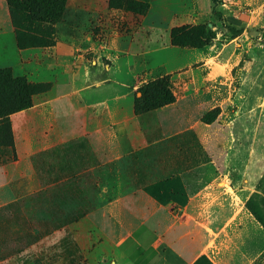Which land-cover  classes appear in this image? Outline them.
Listing matches in <instances>:
<instances>
[{
    "label": "crops",
    "instance_id": "1",
    "mask_svg": "<svg viewBox=\"0 0 264 264\" xmlns=\"http://www.w3.org/2000/svg\"><path fill=\"white\" fill-rule=\"evenodd\" d=\"M104 1L68 7L94 9L95 25L106 29ZM133 1L148 11L130 34L93 37L58 23L54 46L20 50L0 0V69L48 86L8 117L0 209L26 203L29 217L56 219V229L32 230L71 234L86 264H258L264 229L246 208L252 185L225 181L242 160L232 155L245 150L226 144L223 106L244 104L232 86L248 67L235 60L241 39L264 28V2L222 0L217 17L210 0ZM205 23L213 26L205 48L171 45L173 28ZM227 25L242 31L232 35ZM164 77L174 82V103L138 119L137 90ZM214 109L216 120L202 123ZM131 180L145 182L93 207L94 181Z\"/></svg>",
    "mask_w": 264,
    "mask_h": 264
},
{
    "label": "trees",
    "instance_id": "2",
    "mask_svg": "<svg viewBox=\"0 0 264 264\" xmlns=\"http://www.w3.org/2000/svg\"><path fill=\"white\" fill-rule=\"evenodd\" d=\"M210 1L212 14L221 17L217 8L221 6L222 0ZM5 2L14 29L15 41L20 50L54 46V26L58 23L78 27L74 22L81 19L82 16L100 19L99 13H94L92 8L70 10L68 0H5ZM103 3L105 12L109 15L108 19L111 18L110 25L103 29L96 26L94 21V27L86 28V32L93 37L99 35L103 30L105 33L115 31L118 34H130L138 27L140 20L148 11L147 3L133 0H105ZM91 15L93 16L91 17ZM121 15L127 18L120 19ZM212 27L211 23H205L173 28L170 32L171 45L182 49H203L211 42ZM227 28L232 35H238L242 31L241 28L231 25H227ZM47 88L48 86L45 84L29 82L25 76L15 74L10 68L0 69V148L12 149V134L8 117L29 109L33 105V98L44 93ZM171 89L169 77L157 79L141 86L136 92L138 96L134 97L133 103L136 117L141 119V117L153 114L158 109L173 104L175 97ZM219 114V109H214L203 115L201 121L207 125L212 124ZM247 204L248 202L246 206L251 215L264 229V220L255 209L248 207ZM1 212L2 210H0ZM77 219L75 218V221ZM25 231L26 229L20 233L13 232L0 221V262L21 251L11 247L12 237H17L20 242H27L31 234ZM26 246L27 244L22 249H25ZM74 246L76 247V245ZM74 250L78 255L80 254L77 247ZM68 255H73V252L69 251Z\"/></svg>",
    "mask_w": 264,
    "mask_h": 264
},
{
    "label": "rangeland",
    "instance_id": "3",
    "mask_svg": "<svg viewBox=\"0 0 264 264\" xmlns=\"http://www.w3.org/2000/svg\"><path fill=\"white\" fill-rule=\"evenodd\" d=\"M253 7L252 4L245 5L242 12L245 13ZM89 17L82 16L81 19H77L78 28L86 31V28L94 27V20ZM239 44L243 47H239L240 53L235 62L248 67L243 70L247 75L246 77L243 75L240 82L233 84L232 87L241 88L238 96L243 99L244 104H237L234 98L223 106V110L229 118L225 122V127L228 129L226 144L243 148L245 151L240 155H232L236 158V163L238 159L242 160L239 165H236L239 170L236 169L231 179L229 177V180L225 181H248L252 185V193L249 192L247 205L255 209L264 220V28H255L250 36L247 38L244 36ZM173 83L171 81V88ZM251 149L254 153H250ZM256 160H258L257 166ZM256 168H258L257 174H255ZM138 180L94 181L93 207L97 208L145 182ZM0 210H2L0 221L7 229L16 233L26 229L31 234L27 242H20L17 237H12L11 247L21 251L0 264H86L84 255L81 252L78 255L74 250L76 247L71 234L58 235L42 230L36 232L32 230V228L37 229L38 225L49 223L52 224L53 229H56L58 228L56 219L51 222L50 219L43 217H29L26 203H14ZM63 241L65 243H62ZM26 244V248L22 249ZM69 251L73 252V255H68ZM263 256L260 255L259 264H264Z\"/></svg>",
    "mask_w": 264,
    "mask_h": 264
}]
</instances>
